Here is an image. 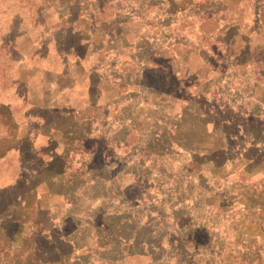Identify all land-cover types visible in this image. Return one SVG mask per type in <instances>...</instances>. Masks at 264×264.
<instances>
[{
    "label": "rangeland",
    "instance_id": "rangeland-1",
    "mask_svg": "<svg viewBox=\"0 0 264 264\" xmlns=\"http://www.w3.org/2000/svg\"><path fill=\"white\" fill-rule=\"evenodd\" d=\"M23 2L0 0V34L8 32L13 46L2 48L0 39V138L22 137L30 130L36 146L50 153L51 171L63 172L68 145L70 163L90 170L52 183L50 191L63 196L50 197L40 218L34 210L22 216L12 208L6 224L12 234L23 217H29V228L44 232L54 223L60 236L81 237L90 249L80 252L76 242L71 248L75 264H93L96 258L122 264L127 253L122 233L136 238V223H148L143 234L149 238L159 229L166 237L163 257L176 255L169 227L186 215L211 238L222 228L227 237L241 234L259 247L264 235L259 228L264 227V66L256 62L264 64V0ZM54 39L58 51H74L75 57L87 49V65H98L89 95L84 86L76 85L69 96L55 88L62 60L52 50ZM249 56L252 63L243 65ZM236 59L240 66L233 68ZM47 104L59 110H42ZM56 120L53 127L50 122ZM36 125L49 137L34 135ZM101 157L108 164L97 169ZM24 162L28 168L36 164ZM17 178L13 160L0 165V190H12ZM223 194L228 198L218 197ZM207 203L238 207L221 220ZM97 213L120 241L95 234L88 218ZM128 216L133 221L127 226ZM234 222L240 228L233 234ZM133 264L157 263L135 259Z\"/></svg>",
    "mask_w": 264,
    "mask_h": 264
},
{
    "label": "trees",
    "instance_id": "trees-1",
    "mask_svg": "<svg viewBox=\"0 0 264 264\" xmlns=\"http://www.w3.org/2000/svg\"><path fill=\"white\" fill-rule=\"evenodd\" d=\"M15 2L21 6H23L22 4L24 3L23 0H15ZM34 2L36 1H33V4ZM36 6L37 5H35V7ZM33 26L39 28V23L36 22ZM9 29L12 30L10 28V25L8 27V30ZM6 33L0 34V39L3 43L1 47H8L9 49H12V42L9 40L10 36ZM53 42L54 46L52 50H56L57 52L54 54H62V49L58 52L56 39H54ZM80 42L82 47H84V41L81 40ZM243 42H245V40ZM44 43L45 42H43V45L46 49V56V54L49 52V43L48 41L47 43ZM246 44L247 43H245V45ZM246 46L249 48L248 45ZM82 50L84 51L85 49ZM37 55H39V57L41 58V54L37 53ZM249 57L243 63V65L249 66V64L252 63L253 59H251V56ZM231 62V66L233 68H238L240 66L237 59L235 60V62H233L232 60ZM256 65H260L262 67L264 66L262 62H256ZM257 75L260 79H263V75H260V73ZM103 102H105L104 98ZM2 104L3 103H1V105ZM1 107L2 106H0V109ZM87 110H89V108ZM83 111L84 109H81L80 111L77 110L75 112L76 121L77 117ZM75 119L73 118V120ZM57 120L50 122L52 123L51 125L53 127L56 126ZM223 124H227L229 126L233 125L234 127V124L231 123L223 122ZM33 130L35 132L34 135L36 136L43 135L44 137H49V135L42 132V128H39L38 125H36ZM30 132L31 131L29 130V132L25 133V136L22 137H18L17 135L15 137L13 135L9 137L7 136V138L10 140L9 142L6 141L8 139L3 140L2 138H0V165L7 164L11 160H13L17 164L18 171V178L16 179L15 187L8 192H5L4 189L0 190V264H75V260L73 261L72 259L74 256V250H71V248L74 249L76 247L75 243L79 242L81 244H79L81 246L80 252L83 251L86 254L90 251V249L87 247V245H83L84 242L81 237H79L80 241H77L74 236L73 238L69 237V235L66 237L60 236V234H58L60 231L57 230V226H55L53 223L55 219L53 217H50L48 209L47 215L49 217L47 216V220L51 219L50 223H53V228L49 229L47 232H44L41 228H36L35 226V230L34 228H29L27 226L30 223L29 217H23V219L17 221L20 225L13 234L12 231L9 230V227H6V224H9L8 222L12 218V208H18L22 216H26L27 213L30 214L31 210H34L35 212H37L35 216L37 218H40V216L38 217V212L47 208L50 197L62 198L61 196H63V194L61 193H52L50 191L52 183H61V178H64V176L66 177V175H68L69 179L73 180L75 179L76 175H82L83 173H87V171L90 170L86 169L85 171H83L82 168L79 169L77 168V166H73V162L70 163L69 157L73 150L71 149V146L68 145L67 147L65 146L67 150L63 149L62 154L64 169L63 172L56 173L54 171H51V167L49 166V163L47 161V159H49L50 153H48L47 151H43L41 147L36 146V144L34 143L35 139H31L28 135L30 134ZM54 133H56V131H54ZM71 134L72 133H70V135ZM51 136L55 135L52 134ZM67 140L68 138L66 137V140L64 142H66ZM73 140L75 139L73 138ZM70 142L72 144H77L73 143L71 138ZM142 150L143 149H140V152L143 153ZM142 158H145V155ZM25 159L31 161L33 160L36 164H34L32 168H28L27 164L24 162ZM99 163H101V165L99 164L100 166H98L97 169L102 168L108 164V162L105 161L104 157L100 158ZM139 164L140 166H143L142 161H139ZM105 169L108 168L106 167ZM91 170L96 169L94 168ZM243 176L248 178L249 175L248 173H245L243 171ZM145 178V176H141L139 178V181H141L144 186L147 185V181H145ZM17 187H19V189ZM12 191H16V193L14 195L10 194L12 193ZM138 192L139 194H141L143 190L140 189L138 190ZM222 196H225V194L218 197L221 199L228 198ZM44 200H46V202H43ZM107 200L109 202L108 196ZM128 202L131 203V201ZM132 203L134 202L132 201ZM203 204L205 205V203ZM216 205L217 204L211 205L207 203L206 207L211 214L216 216L221 215V220H223L227 214L231 215L232 213H234L238 207V203L233 207L232 205L228 207H215ZM133 206L134 208L137 207L136 204H134ZM150 212H152V209L150 210ZM105 218L106 217H102L101 214L97 213L94 217L88 218V220L91 219L89 226L95 229L96 235H110L114 239L120 241L121 238L119 234L115 233L110 228V226L105 222ZM129 218L130 217L128 216L126 218V221H124L127 226L133 221ZM184 218H186V221L189 219V222H184ZM183 219L181 218L177 220L169 227L171 235L170 237L173 238L171 239V247L172 249L176 250V255H173L172 257H163L162 255L163 241L166 240V237L161 234V231L159 229L158 231H155L154 235L152 231L149 233V236L151 238L143 234V228H145L148 223H136V230H138V232L134 233L136 238L130 237L126 232L122 233V243H124V249L122 250L127 251L125 257H122V264H133L135 259H146L151 263L157 264H171L172 261H174V264H264V235L259 236V239L263 240L261 241L259 247L254 241L247 242L246 240H244L243 237H240L241 234L237 238L227 237L229 232L224 233L222 228H216V239H214L213 236L211 238L207 230H199L200 228H194L193 221L192 219H190V217L188 218L185 215V217L183 216ZM161 225L162 223L158 222L157 226ZM254 226L255 223L252 222L251 227ZM230 228L234 229V231L232 232L234 234L236 233L235 229L240 228V224H236L234 222L231 224ZM259 228L264 230V227L259 226ZM122 229H124V227H122ZM244 230H246V228ZM139 232H141L140 235ZM247 236L248 235L245 236V239ZM64 247L66 250H63V252L61 250ZM236 254L239 256V259L241 258L240 263H236L235 261L237 259ZM93 264H108V262L96 258Z\"/></svg>",
    "mask_w": 264,
    "mask_h": 264
},
{
    "label": "crops",
    "instance_id": "crops-1",
    "mask_svg": "<svg viewBox=\"0 0 264 264\" xmlns=\"http://www.w3.org/2000/svg\"><path fill=\"white\" fill-rule=\"evenodd\" d=\"M59 52V51H58ZM89 51L85 49L82 53V55H76L73 57V52H67L63 51L62 54H55V56L62 60V69L61 72L57 73L54 75L56 77L57 82H56V87L59 92H62V95L67 94L68 96L75 92V87L76 85L78 86H84L87 89L88 95H89V90L94 88V84L91 80V78L94 76L95 71L98 69V65H91L88 66L87 63L89 61ZM70 54V55H69ZM73 57V58H71ZM76 57L80 58L77 59ZM49 74H51L49 69H46ZM79 71V72H77ZM80 73V75H78ZM79 79V80H78ZM67 81V84H60L61 81ZM85 81V85H83V82ZM86 95V99H87ZM68 99H70L68 97ZM59 107V106H58ZM58 107H51L50 105H46L45 107L42 106L43 109H48L52 112L58 111ZM39 137H44L43 135L38 136ZM45 138H48L45 136ZM36 141V138H35ZM34 143L36 144V142ZM39 147V146H38ZM42 148V147H41ZM44 151V149L42 148ZM46 151V150H45Z\"/></svg>",
    "mask_w": 264,
    "mask_h": 264
}]
</instances>
